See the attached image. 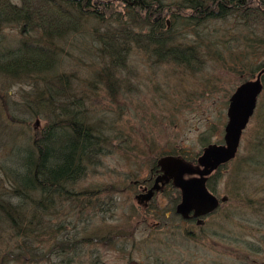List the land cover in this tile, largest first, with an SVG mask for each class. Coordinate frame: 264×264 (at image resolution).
<instances>
[{
    "label": "rangeland",
    "instance_id": "rangeland-1",
    "mask_svg": "<svg viewBox=\"0 0 264 264\" xmlns=\"http://www.w3.org/2000/svg\"><path fill=\"white\" fill-rule=\"evenodd\" d=\"M117 8L123 7L119 3ZM256 32L264 33V29L260 27ZM183 33L186 34L181 41L185 44L198 39L193 33ZM0 37L3 61L1 51L15 46L21 35L18 29L7 27ZM59 45L63 49L62 59L53 71L0 72L3 140L8 133H14L21 142L33 135L34 128L41 130L47 124L41 111L35 117L29 107L47 96L43 91L45 81L60 72L68 76L70 97L83 103L89 124L102 136L100 154L87 166L85 176L71 186L72 191L85 193V200L68 198L54 202V208L45 212L51 236H44L49 242L41 247L47 249L67 236L76 235L80 240L86 235L88 239L98 236V241L89 240L91 243L78 250L76 264H90V251H96L99 262L95 264H129L133 259L145 262V249L152 247L146 241V224L142 219L145 213L134 199L136 188L132 181L147 178L149 168L161 156L179 150L192 159L201 152L204 142H223L229 97L241 83L254 79L257 70L246 79V74L227 71L208 57L202 67L192 71L173 61L159 60L148 52L147 46L135 43L130 44L125 62L117 66L84 33ZM109 68L111 82L98 75ZM261 80L263 88L242 132L236 155L218 169V196L230 197L215 213V228H209L218 236L209 233L197 245L190 241L178 247L179 255L185 258L197 256L194 262L185 260L186 264H264V214L259 213L256 204L264 198L261 191L256 192L263 190L264 177L254 166L261 159L254 149L264 145V74ZM62 100L58 97L54 103ZM3 140L0 164L7 165L10 146H2ZM253 155L252 167H245L244 159ZM237 166L247 175L242 192L246 196L234 190V184H227ZM158 196L159 213H163L169 205L164 196ZM57 257L52 254L40 264H57Z\"/></svg>",
    "mask_w": 264,
    "mask_h": 264
},
{
    "label": "trees",
    "instance_id": "trees-1",
    "mask_svg": "<svg viewBox=\"0 0 264 264\" xmlns=\"http://www.w3.org/2000/svg\"><path fill=\"white\" fill-rule=\"evenodd\" d=\"M119 3L122 9L117 8ZM7 27L18 29L21 40L1 51L5 57L0 61L2 73L51 71L61 63L59 43L81 33L97 42L117 66L125 62L130 44L135 43L147 46L159 60L192 71L208 57L227 71L246 74V79L255 70H264V33L256 32L264 29V0H0V36ZM183 31L193 33L198 41L183 43ZM109 69L98 75L110 81ZM48 79L43 90L47 96L29 107L35 117L41 111L47 124L41 130L34 128L33 135L21 142L14 133H8L6 140L0 136L2 146H10L9 163L0 164V264H40L52 254L58 255L57 264H76L78 250L89 240H99L98 236L80 240L73 235L47 249L41 247L49 242L44 236H51L45 212L64 199L85 200V193L74 192L71 186L85 176L102 148V136L89 124L83 103L70 97L68 76L60 72ZM58 97L64 100L54 103ZM3 127L0 116V132L5 131ZM254 150L261 156L254 169L264 177V145ZM168 154L189 162L193 159L179 150ZM254 161V155L247 157L244 166L252 167ZM218 169L208 186L218 179ZM246 177L245 170L237 166L227 184H234V190L246 196L242 193ZM258 191L264 194V188ZM261 200L256 204L264 214ZM95 252L90 251V264L99 262Z\"/></svg>",
    "mask_w": 264,
    "mask_h": 264
},
{
    "label": "flooded vegetation",
    "instance_id": "flooded-vegetation-1",
    "mask_svg": "<svg viewBox=\"0 0 264 264\" xmlns=\"http://www.w3.org/2000/svg\"><path fill=\"white\" fill-rule=\"evenodd\" d=\"M200 153L190 162L183 159L191 167H178L175 177L156 165L149 168L147 178L132 181L136 188L134 199L144 209L142 219L146 224V241L152 250L146 247L145 262L133 259L129 264H186L185 260L194 262L196 255L185 258L179 255L180 249L177 248L190 241L197 245L199 239L209 233L216 235L215 230L209 229L216 226L212 222L215 218L213 209L216 208L217 211L220 204L228 199L218 196L215 186L217 182L214 181L213 185L208 186L207 181L217 175V169L222 163L215 166L211 163L208 167L198 166L197 157ZM201 178L205 179V188L212 196L214 204L210 209L206 207L209 197L200 189ZM149 194V198H146ZM158 195L164 196L169 205L163 213H159L161 198ZM194 196L197 200H191Z\"/></svg>",
    "mask_w": 264,
    "mask_h": 264
},
{
    "label": "water",
    "instance_id": "water-1",
    "mask_svg": "<svg viewBox=\"0 0 264 264\" xmlns=\"http://www.w3.org/2000/svg\"><path fill=\"white\" fill-rule=\"evenodd\" d=\"M263 72L264 70H261L254 79L241 83L230 95L226 109L227 121L224 126L223 142L209 143L204 146L197 157L198 166L208 167L211 163L213 166L219 165L235 156L242 132L254 113L258 96L263 88L261 81ZM157 165L167 174L174 177L178 174V167H191L189 162L172 155L160 157ZM199 182L201 191L209 197L206 207L210 209L214 204L211 200L212 196L205 188V179L201 178ZM150 194L146 198H149ZM192 199L197 200V197L194 196ZM191 203L189 202V204Z\"/></svg>",
    "mask_w": 264,
    "mask_h": 264
},
{
    "label": "bare ground",
    "instance_id": "bare-ground-1",
    "mask_svg": "<svg viewBox=\"0 0 264 264\" xmlns=\"http://www.w3.org/2000/svg\"><path fill=\"white\" fill-rule=\"evenodd\" d=\"M262 81V80H261ZM227 117V116H226ZM249 122V121H248ZM239 144H240V142H239ZM238 147H239V145H238ZM238 147H237V150H238ZM236 155V154H235ZM156 164H157V162H156ZM214 211H213V214H215V210H216V208H214L213 209Z\"/></svg>",
    "mask_w": 264,
    "mask_h": 264
}]
</instances>
